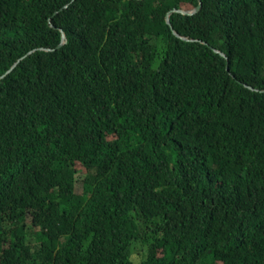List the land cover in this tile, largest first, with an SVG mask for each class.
I'll return each mask as SVG.
<instances>
[{"label":"trees","instance_id":"16d2710c","mask_svg":"<svg viewBox=\"0 0 264 264\" xmlns=\"http://www.w3.org/2000/svg\"><path fill=\"white\" fill-rule=\"evenodd\" d=\"M0 264H264V0H0Z\"/></svg>","mask_w":264,"mask_h":264},{"label":"water","instance_id":"95a60500","mask_svg":"<svg viewBox=\"0 0 264 264\" xmlns=\"http://www.w3.org/2000/svg\"><path fill=\"white\" fill-rule=\"evenodd\" d=\"M201 7H202V4H201V2L199 3V5L195 8V9H193V10H191V11H187V10H177V9H174V10H172V11H170L168 14H167V17H166V19H167V23L168 24H170V15L173 13V12H180V13H182V14H184V15H192V14H195V13H197L200 9H201ZM174 34L176 35V36H178V37H180V38H182V39H186L187 40V38H184V37H181V36H179L176 32H174ZM64 35L62 34V44L64 43ZM218 53H219V51H217ZM222 56H224V54L223 53H220ZM15 65V64H14ZM13 65V66H14ZM12 66V67H13ZM11 67V68H12ZM227 70H229V67L227 66ZM10 71V70H9ZM8 71V72H9Z\"/></svg>","mask_w":264,"mask_h":264}]
</instances>
